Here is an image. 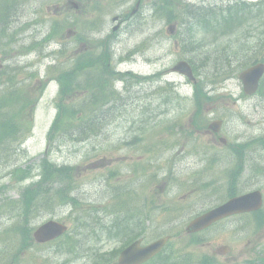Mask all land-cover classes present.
Segmentation results:
<instances>
[{
	"label": "rangeland",
	"instance_id": "obj_1",
	"mask_svg": "<svg viewBox=\"0 0 264 264\" xmlns=\"http://www.w3.org/2000/svg\"><path fill=\"white\" fill-rule=\"evenodd\" d=\"M136 1L18 0L13 23L6 35L0 32V66L7 65L10 68L7 75L13 76L5 85L6 92L0 94L2 103L19 108L17 120L23 125L25 118L32 116L29 133L16 151L6 149L9 161L0 165V264H62L64 260H69L67 264H97L96 259L85 253L90 250L95 257L111 256L124 243L119 240L123 235L111 227L104 237L113 240L97 238L91 232L96 220H103L109 227L115 217L124 216L123 212L105 213L114 210L116 204L140 208L138 219L144 224L139 228V239L143 243L169 234L172 239L165 253H182L192 264L211 257L216 264H247L264 257V225L258 228L255 224L256 219L264 224V203L263 213L225 220L198 235L195 239H201V243H193L192 237L184 234L191 219L227 198L226 176L238 165L232 146H243L238 149L243 165L234 185L236 192L259 190L264 201V84L261 93L248 97L243 94L238 78L244 69L257 62L264 63V47L260 43L263 35L257 30L260 19H264V5L247 0L251 3H246L249 6L246 15L251 12L254 20L236 34L232 33L235 29L225 27L226 35L215 39L200 29L190 34L192 19L186 12L188 4L218 8L221 5L218 0H204V3L170 0L168 6L140 0L136 13L130 16ZM168 11L173 16L170 19H167ZM114 16L121 21L119 29L112 33ZM176 19H181L184 25L180 27L172 22ZM171 26L176 37L168 34ZM68 29L74 35L68 36ZM55 30L54 41L44 42ZM111 34L110 57L106 63L112 59L114 72L130 71L134 76L151 78L134 85L132 79L136 78L124 77L126 81L129 79L126 88L130 92L123 95L122 103L109 102L103 106L102 110L110 111L116 105L106 113L97 137L79 143L72 142L68 134L57 135L53 141L55 148L47 156L52 162L72 169L68 187L73 193L74 208H58L64 201L56 196V208L36 214L28 227L33 232L44 222L55 220L68 227V235L64 241L45 246H33L30 242L22 250V240L16 231L18 218L8 214L9 204L6 209L3 205L19 199L20 187L13 174L40 164L47 149L46 134L55 113L57 88L55 82H50L43 92L45 67L54 65L57 68L54 72L70 73L73 59L98 56L103 51L101 47L98 51L95 43ZM184 44L193 48L186 50ZM247 48L252 53L247 54ZM6 55L12 57H3ZM180 60H187L193 66L196 85L170 72ZM37 73L44 80L38 79ZM112 76L104 86L105 99L109 100L115 99L111 91L123 88L122 84L114 83ZM52 77L56 79L57 74ZM70 77L74 79L73 74ZM192 86L201 89L199 107L195 96L193 99ZM91 90L89 85L90 93ZM84 95L74 93L63 104L79 107ZM168 96V102H163ZM28 97L38 101L33 114L24 105ZM79 117L84 119V114ZM218 119L222 121L219 135H208L202 128ZM167 129L171 131L169 135ZM219 137L225 140L224 146L219 144ZM15 168L20 170L10 174ZM58 185L51 186L53 191ZM164 206L169 209L163 210ZM62 241L73 254L83 255L68 258L69 254L57 250ZM220 246L229 249L226 255L217 254Z\"/></svg>",
	"mask_w": 264,
	"mask_h": 264
},
{
	"label": "trees",
	"instance_id": "obj_2",
	"mask_svg": "<svg viewBox=\"0 0 264 264\" xmlns=\"http://www.w3.org/2000/svg\"><path fill=\"white\" fill-rule=\"evenodd\" d=\"M159 1H161L162 5L164 6L169 5V0ZM17 3L18 0H9L7 2L2 1L0 3V32H4V35H6V31L7 29L9 30V27L15 17ZM247 9H249V6H247V4L242 0H230V2H227V5L224 8L221 7L216 14H213L214 11L212 9H199L197 12L192 14L189 11L186 13H189L190 18L192 19L190 29L194 30L209 28L210 30H216L218 28L227 27L233 30L239 29L238 27H241L242 25H248L254 20L250 16L251 12L248 16L246 15ZM168 14H170L169 11ZM257 27L262 31L263 38L261 39L264 41V19H260ZM102 58H105L104 53L101 55V59ZM76 64V70L72 71L70 74H65L63 77V82L61 76L59 77L60 82H62L60 90L62 100L58 106L56 119L52 126V138L56 132L62 136L68 134L67 136L74 137L80 141L89 139L91 137H97V134L101 130L107 117L106 113H109V111H102V106L106 105L107 101L102 98L97 99L95 96V99L92 98L91 100L89 99V101L83 100L84 102H82V105L84 106L80 107L79 109H77V107H72L71 104H63L64 99L70 98V96L74 94L76 90L83 88L81 83L76 81V78L81 77L80 73L84 72V61L83 63L81 61H77ZM72 73L74 74V81L70 77ZM5 77L9 79L11 78V76L7 75V72L3 69L0 71V83ZM5 92L6 90H2L0 91V94ZM2 99L3 97H0V159L7 158L9 156L8 150L5 149L11 148V144L13 142L21 140L20 137L26 132V130L23 129L26 125H23V123H20L19 120H17L19 117L17 114L19 112V108L15 111L14 106H9L7 109H5V113H3L2 109H4L6 106H4V103H2ZM24 105L26 107L25 103ZM85 105L90 106V113L84 109ZM82 113L84 114V119L79 117V115ZM76 121L77 124L75 125L74 123ZM4 160L0 161V165L4 164ZM68 175L69 172L67 168L57 169L48 162H43L40 170L39 183L33 185L31 184L30 187H26L21 195L20 203L22 201V214L18 215L22 217L23 223L26 224L29 216L33 215L35 212V201L37 198L43 197L42 199L47 203L49 199V196H47L49 192V186L53 185L54 183H59V181L63 180V177L69 179L67 178ZM24 177H26V175H23V178ZM64 185L55 190V195H59L61 200H66L67 198L69 199L68 193L70 192V188L68 187L67 183ZM18 204V202H9L10 209L14 212L16 211V216ZM12 211H9V214H12ZM25 224L19 226L21 240L23 242L29 240V231L28 229L24 228ZM17 230L18 228L16 231Z\"/></svg>",
	"mask_w": 264,
	"mask_h": 264
},
{
	"label": "water",
	"instance_id": "obj_3",
	"mask_svg": "<svg viewBox=\"0 0 264 264\" xmlns=\"http://www.w3.org/2000/svg\"><path fill=\"white\" fill-rule=\"evenodd\" d=\"M180 73L190 76L189 69L185 63H180L177 67ZM264 72L262 65H257L240 75L244 84V91L246 94L255 93L258 85V80ZM261 206V198L258 192L245 195L239 198H234L223 206L209 212L208 214L194 221L188 228L190 231H195L208 226L210 223L226 217L231 214L253 211L259 209ZM64 228L57 223L49 222L42 226L34 235L37 242H46L54 239L64 232ZM162 241L156 242L145 249H136L137 244L133 245L127 252L123 253L120 258V264H138L140 260H145L154 253H156L162 246ZM133 253L135 258H130L129 254ZM139 258V261L136 260ZM135 260L137 263H135Z\"/></svg>",
	"mask_w": 264,
	"mask_h": 264
}]
</instances>
